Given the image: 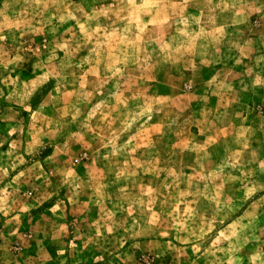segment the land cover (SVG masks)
<instances>
[{"label":"rangeland","instance_id":"374dc122","mask_svg":"<svg viewBox=\"0 0 264 264\" xmlns=\"http://www.w3.org/2000/svg\"><path fill=\"white\" fill-rule=\"evenodd\" d=\"M0 264H264V0H0Z\"/></svg>","mask_w":264,"mask_h":264}]
</instances>
